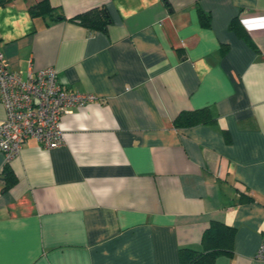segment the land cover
<instances>
[{
	"label": "crops",
	"instance_id": "obj_1",
	"mask_svg": "<svg viewBox=\"0 0 264 264\" xmlns=\"http://www.w3.org/2000/svg\"><path fill=\"white\" fill-rule=\"evenodd\" d=\"M6 1L8 69L96 101L62 116L57 148L0 152V264H179L212 221L234 229L214 264H264V0ZM43 1L66 19L32 17ZM95 8L104 31L70 20ZM203 108L215 125L173 126Z\"/></svg>",
	"mask_w": 264,
	"mask_h": 264
},
{
	"label": "built area",
	"instance_id": "obj_2",
	"mask_svg": "<svg viewBox=\"0 0 264 264\" xmlns=\"http://www.w3.org/2000/svg\"><path fill=\"white\" fill-rule=\"evenodd\" d=\"M96 101L92 94L70 92L58 82L52 68L23 74L8 69L0 52V152L5 164L16 157L28 139L45 149L63 144L62 116ZM264 262V238L254 256Z\"/></svg>",
	"mask_w": 264,
	"mask_h": 264
},
{
	"label": "trees",
	"instance_id": "obj_3",
	"mask_svg": "<svg viewBox=\"0 0 264 264\" xmlns=\"http://www.w3.org/2000/svg\"><path fill=\"white\" fill-rule=\"evenodd\" d=\"M8 1L0 0V6ZM32 17H50L54 21H62L66 18L57 10L52 8L46 1L30 8ZM71 21L78 22L82 27L90 31H104L110 20L103 8H95L84 12ZM200 22L203 27H208V17L200 15ZM239 20H234L229 28L236 34L242 36V26ZM216 124V119L208 108L181 112L173 120L176 129H187L195 126H211ZM227 136V132H223ZM3 190L12 186L16 179L8 168L2 171ZM234 245V229L217 221H212L209 227L203 232L200 240V248H181L179 250V264H214L217 257L231 256Z\"/></svg>",
	"mask_w": 264,
	"mask_h": 264
}]
</instances>
